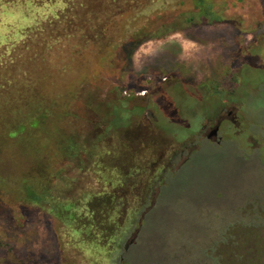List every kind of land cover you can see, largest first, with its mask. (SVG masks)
<instances>
[{"label":"rangeland","instance_id":"rangeland-1","mask_svg":"<svg viewBox=\"0 0 264 264\" xmlns=\"http://www.w3.org/2000/svg\"><path fill=\"white\" fill-rule=\"evenodd\" d=\"M110 1L0 0V264H174L175 250L219 247L221 208L264 201V98L248 94L257 70L240 68L243 131L205 138L232 104L219 100L220 60L264 59V0H211L228 22L159 37L194 0H113L116 11ZM128 190L120 215L147 219L132 223L125 262L118 244L78 232L71 213L84 209L58 208ZM261 233L236 243L263 247Z\"/></svg>","mask_w":264,"mask_h":264},{"label":"trees","instance_id":"trees-1","mask_svg":"<svg viewBox=\"0 0 264 264\" xmlns=\"http://www.w3.org/2000/svg\"><path fill=\"white\" fill-rule=\"evenodd\" d=\"M103 1L105 2V0ZM113 4L115 3L111 0L109 5L112 6V11H116L115 7L119 9V5L114 7ZM101 5L103 7L104 3ZM194 5L196 8L195 11L185 13L186 20L181 21L178 19L176 20L177 23L172 27H158L159 30L150 37H159L167 32L175 30H187L191 28V26L214 25L229 21L222 16L221 12L216 9L215 4L211 0H194ZM76 7V4H71L66 8V12L76 9ZM122 8L123 6H121V9ZM98 14L99 13H97V15ZM64 16H62L61 19H64ZM61 19L58 18L57 21ZM21 127L22 125L19 124L18 129H21ZM131 170L133 169L131 168ZM130 172L131 171H128L124 175H121L123 182L125 179L131 177L132 174ZM125 187L131 188V186H127V184ZM154 187V180L142 187V196L144 199L143 203L141 202L139 204L144 206L150 203L147 197L150 195L149 190L153 191ZM29 194L36 201L41 198L36 195L32 189H29ZM128 195L129 190L121 196L115 194L108 195L106 192L94 195L90 194L89 198L84 203L61 202L58 208H62V210L63 208L64 210H72L75 209L74 207L78 206V208L84 209L85 212L81 216L76 213H71L72 220L81 219L80 225L78 224L77 226L78 232L82 236H85L89 242H94L97 245L110 244V242L111 244H118L116 247L113 245L111 250L118 252V250L120 251L122 249L123 253L120 258L125 262L127 261V256L131 247L136 243L135 238V240L133 239L131 242H129L130 240L128 239L126 243L122 244L131 233L132 223L134 222V225H136L138 222L137 225L139 228L141 223V226H143L147 219L146 213L139 218L127 216V219L125 218L126 220L120 215L123 211H127V208L131 205V200L128 199ZM262 201H252L248 199L243 201L244 203H240V205L238 203H233L225 208H221L219 214V247L212 243L202 248V250H199V252L190 248L175 250L174 253H172V256L176 257L174 264H264V246L255 248L247 245V243H236L237 239L246 241L247 232L249 231L254 232L257 236H261V232H263L264 229V201ZM120 205L123 208L119 212L118 206ZM257 211L261 213L255 214ZM84 215L85 217H83ZM160 262L161 264H167L165 257H161Z\"/></svg>","mask_w":264,"mask_h":264},{"label":"flooded vegetation","instance_id":"flooded-vegetation-1","mask_svg":"<svg viewBox=\"0 0 264 264\" xmlns=\"http://www.w3.org/2000/svg\"><path fill=\"white\" fill-rule=\"evenodd\" d=\"M242 57L244 58L241 60L240 58ZM220 65H222V75H219V100L223 101V99L226 98L229 99L232 104L229 105L230 107H222L220 111L218 110L215 113L214 121L206 127L205 133V138L207 141L215 142L218 144L225 136L224 131L226 129H232V137H234L235 140L236 137L243 131L246 119L244 107L248 102L249 97L253 96L259 100H262V98H264V59L258 58L255 64L252 63L250 65V61L248 60L247 55H238L237 57L232 56L226 58L224 61L223 59L220 60ZM244 66H246L247 68L249 67V69L257 70L258 74L257 83L251 85L250 87V91L248 93L250 96L247 94L245 95L239 93L240 89L245 88L246 86V82L242 81V71H240V68L242 69V67ZM224 83H229V89L232 90H228V92L225 91L227 89H225ZM189 84L192 85V82H190ZM248 86L250 85L248 84ZM226 93L227 96L224 97V94ZM261 105L264 107V102ZM214 129H216V132L213 134ZM249 132L253 134L251 131ZM208 134H210L211 136L208 137ZM251 134L246 137V142L250 147V141L253 140V143H255L253 149L256 151L259 148V144H257V141L253 139L254 137ZM149 191L152 192L151 190ZM156 194L154 193V196ZM152 202L154 201L152 200Z\"/></svg>","mask_w":264,"mask_h":264},{"label":"water","instance_id":"water-1","mask_svg":"<svg viewBox=\"0 0 264 264\" xmlns=\"http://www.w3.org/2000/svg\"><path fill=\"white\" fill-rule=\"evenodd\" d=\"M216 129H217V128H216ZM216 129L213 130V134L216 132ZM207 136L210 137L211 135L208 134ZM142 216H143V215H142ZM135 235H136V234L134 233L133 236H132V238H131V240H130V242L133 241V239L135 238Z\"/></svg>","mask_w":264,"mask_h":264}]
</instances>
